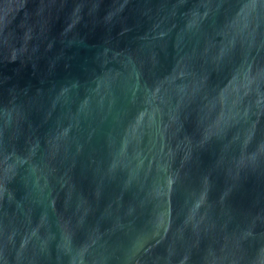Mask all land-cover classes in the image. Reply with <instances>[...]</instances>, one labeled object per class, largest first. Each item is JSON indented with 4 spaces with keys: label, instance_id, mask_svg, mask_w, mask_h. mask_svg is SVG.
Returning a JSON list of instances; mask_svg holds the SVG:
<instances>
[{
    "label": "water",
    "instance_id": "95a60500",
    "mask_svg": "<svg viewBox=\"0 0 264 264\" xmlns=\"http://www.w3.org/2000/svg\"><path fill=\"white\" fill-rule=\"evenodd\" d=\"M0 264H264V0H0Z\"/></svg>",
    "mask_w": 264,
    "mask_h": 264
}]
</instances>
